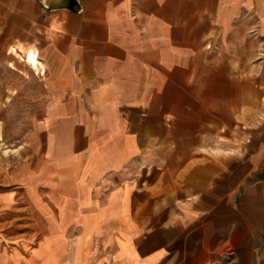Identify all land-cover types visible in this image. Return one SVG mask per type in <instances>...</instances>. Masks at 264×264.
Instances as JSON below:
<instances>
[{
    "label": "crops",
    "instance_id": "crops-1",
    "mask_svg": "<svg viewBox=\"0 0 264 264\" xmlns=\"http://www.w3.org/2000/svg\"><path fill=\"white\" fill-rule=\"evenodd\" d=\"M8 97L50 201L0 264H264V0H0Z\"/></svg>",
    "mask_w": 264,
    "mask_h": 264
},
{
    "label": "rangeland",
    "instance_id": "rangeland-1",
    "mask_svg": "<svg viewBox=\"0 0 264 264\" xmlns=\"http://www.w3.org/2000/svg\"><path fill=\"white\" fill-rule=\"evenodd\" d=\"M15 99V105L19 104ZM14 99H0V235L5 239L3 250L13 246L26 251L37 245L45 230V211L34 208V202L50 201L42 181H36L32 192L20 179V169L27 173L44 159L43 135L35 134V145L28 146V120L12 107ZM244 129V137H248ZM234 135L235 132L233 131ZM261 147V153H262ZM21 175V174H20ZM38 206V204H37ZM33 235L32 238H29Z\"/></svg>",
    "mask_w": 264,
    "mask_h": 264
}]
</instances>
